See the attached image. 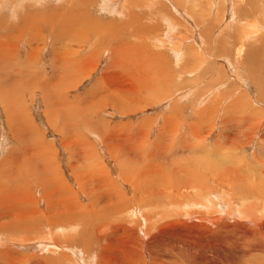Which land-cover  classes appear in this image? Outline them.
<instances>
[{"label":"rangeland","instance_id":"1","mask_svg":"<svg viewBox=\"0 0 264 264\" xmlns=\"http://www.w3.org/2000/svg\"><path fill=\"white\" fill-rule=\"evenodd\" d=\"M28 1L29 0H25L19 3L14 0L11 1V3L15 5L17 2L20 4H18V6L21 7L20 9L24 8L23 10L25 12L31 10L35 14L33 16L35 22L33 19H30L28 22L22 21L23 24H21L24 26V29L31 26L30 24L32 23L37 31L42 29V27L39 26L41 23L38 22L50 18L48 13H44L42 10L39 12V9L43 8H47L49 11L55 10L58 13H62L61 19L63 18V14L67 11H70L68 16H76L83 19H85L84 16L86 14L88 18L85 20L87 21H98L107 24L104 26L107 36L112 32L114 33L118 26L119 28H123L129 24L130 20H133V18L130 19V16H125V14L127 12L131 13V15L133 14L140 22V24L137 23L139 24V27H137L138 29L134 27L136 24L129 25L130 28L125 27L122 30H117L118 32L114 33L115 35L113 38L108 36V40L109 42L113 40L112 44L115 45L125 44L131 46L135 44L141 49L133 54L132 64L131 62L128 63L129 56H127V53H131L132 50H125L126 52H123L124 55L122 53L119 54L123 62L114 61L111 55H109L111 54L109 49H106L107 51L101 50V52H97L98 55L91 61V64L96 67L95 70L91 72L90 77H86L84 73L80 78L82 82L78 85L75 83L78 75H74L72 72L74 70L80 72L81 69H77L78 66H76L75 62L79 60L82 55H84V57L82 56L83 58L90 56L88 50L91 43L97 40L96 34L95 36L90 35V33L86 32V27H80L75 30L62 29L59 33H55L57 35L54 38L49 36L47 31V33L39 31L37 32L38 35L36 33L35 39H31L30 37H32V34L29 35V30L25 29L26 33L28 31V35L26 33L24 34L26 35L27 43L23 44L22 41L14 38L15 33L12 32L10 34L8 33L9 29L6 30L10 23L11 8L9 7L8 11L1 10L0 13L3 15H0V24L4 22L6 24L4 23V28L3 25L0 26V50L2 49L0 51V63L4 61L3 65L0 64V169H2V164L3 166L5 165V167H10L9 169H11L13 165H17L12 168V170H16L14 177H0V197L4 198L7 196L8 199L13 202L15 199L20 200V198L25 195L31 199L33 198L36 203H40L39 209L45 211L46 201L43 198V194L45 196L47 195V201L51 202L53 205L50 211L51 215L47 217L50 222L53 223L54 221L55 225H58L60 222L61 224L65 223L60 220L63 219L62 217L59 218L55 215H63V213L70 215L74 210L73 205H75L76 202L81 206L88 205L87 195L84 192L90 190L89 194H91L92 197L98 194L101 199L97 201L95 207L79 212L83 218L82 220L87 225L91 226H89V229L87 228L88 230L85 229V227H79L78 230L79 232H84L85 237L88 235L92 238L91 233L94 237V231H91L92 224L89 222V219H95L96 223H100L101 220L103 221L113 216V209L110 207L106 208L107 205H105L108 198L106 193L109 192L103 183V179L106 177L105 172H107L109 178L112 180L108 178L111 184H114L113 186L121 190L124 199L128 201L124 206L119 200V205L116 209L119 214L121 213V217L125 208L135 207L133 204L135 201L137 202V198L140 197V195L136 196L134 192L131 191L130 183L120 178L117 166L121 165L122 169L126 170L128 167L126 164L131 161V158L128 159V156L130 155L129 157H132L133 161L137 158L133 156L135 154V148L136 151H139L143 148H147V146L167 147L165 145H173V143L176 148L188 146L185 140H180L179 138H182L184 131H191V127L195 125L190 123L192 119H194L193 114L195 113H193V109L197 110L208 106V103L202 107L198 104L202 96L206 95V93L210 95L209 100L214 102V105L209 102L212 111L214 107L217 109H214L211 113L207 112L208 115H206L211 117L210 123L212 125L214 124L213 127L205 123L200 130L201 137H197L194 141H191V145L197 147L198 152H202L201 149L208 150L215 147L216 138H221V135H219L221 134L220 131L227 133L228 136L234 137L236 140V138L243 136L237 135L238 130H240L241 133L243 131L246 132H243V134H247V132L254 131L258 126L264 125V84L262 82L264 79V39H259L263 37L262 35L264 32V15L262 13L264 12V2H262V0H252L250 2H240V0H197L194 2L197 12H199V7L202 13L206 12L210 14V20H219L217 21L219 22V28L213 31H206L205 34H207V32L211 34V42L217 40V43L211 44L210 47L212 49L217 48L220 56L222 53L225 54V49H227L229 53H235L237 49L235 43L240 42L237 41L238 37L244 34L247 35L248 38L244 40L246 46L241 55L243 56L242 60L239 56V58H237V55H235L236 57L233 55L229 56L227 53L222 57H217L218 59H214L207 53V47H204L205 51H202V48H199L200 45H196L195 41L199 40L196 35L197 32H201L202 28L205 31L206 26H204L205 23H203L204 19L202 16L193 17L191 19L186 14L188 13L190 15L191 12L187 9L185 0H154L155 5H153V10H157V14H152L144 10V6L148 4L149 0H123L130 1L131 7H129V4H126L120 22H112L114 17L109 16L104 10V6L101 5L102 0H72L70 4L71 8L68 5L61 8V5L57 4L59 2L61 3L60 0L59 2H56V0H47L48 3H44L45 0H42L43 2L41 1L39 5L34 0H30L31 2ZM225 1L231 5L226 7ZM4 2V0H0V3ZM34 2L36 3L34 4ZM29 3H31V6ZM32 3L35 5L33 8ZM222 3L223 5L221 7L223 8H219ZM159 6H161V10H158ZM35 7L36 9L38 8L36 12L34 9ZM174 8L179 11L183 10L187 20L183 18L184 21L181 16L179 17L174 12ZM23 10L21 13L24 12ZM243 10L259 11L262 15L254 14L247 18L237 19L238 17H236L235 19H229L228 15L230 12L234 13L235 11L238 16L241 17L239 11L242 13ZM161 16H167L174 22L180 23L178 24L177 30L171 31L172 36H170V38L165 37V28L158 20ZM149 18L155 21L153 27L156 28V31H146L152 26L147 22ZM1 19H3L4 22ZM72 20L73 18L67 20L66 23H71ZM196 20L200 22L197 23ZM253 22L256 23V26L253 27L254 29L257 28L255 31L247 27L249 24H253ZM16 23H18L20 27V21L18 19ZM142 26L146 27L144 31H140ZM238 26H240V28ZM132 27L136 30L135 32L132 30ZM242 27L244 28V34L240 35ZM127 28L128 32L126 36L122 37L123 34L121 32ZM236 28H238L239 31ZM245 29L248 31L246 32ZM67 34H69V36H67ZM139 34L143 35V40H140L141 36H138ZM174 34L177 36L174 37ZM259 34L262 35L260 36ZM38 36H41V39L38 38ZM181 36H183V39H181L182 41L180 40V38H182ZM132 37H136V39L139 40L134 41ZM155 37L163 39L165 37L164 40H166V42L164 46L158 47L159 49L155 47L153 43ZM23 38L25 39V36H23ZM116 38L119 40L122 39L120 40L122 43L119 40H115ZM188 39H190L191 42H188ZM193 39L194 41L192 43ZM103 43L107 42L105 41ZM29 45H32L33 51L36 50L32 59H29L30 51H32L30 50L31 47L30 49L28 48ZM177 45H183V48L181 47L183 52L179 56L174 54L176 50L172 49L176 48ZM190 46H193L195 50L203 54V57L198 58L196 51L190 49ZM13 50L14 52L15 50L18 51L19 55L17 56L14 52L13 54L15 56L11 55L10 53ZM107 52L109 53L107 54ZM8 56L10 58H8ZM2 58L3 60H1ZM4 58L6 60H4ZM157 58L159 61L156 60ZM243 58H245V64L247 65L239 69L235 63H241L244 61ZM178 59L180 61H178ZM227 59H229L230 62ZM248 61L250 63H248ZM222 62L223 64H226L225 62L229 63L232 65L233 69L226 65H224V67ZM236 71H238V74ZM69 73H72L70 74L72 77L64 80ZM19 74H21V76ZM160 77H163L165 80L163 78L160 79ZM72 80L74 81L72 82ZM39 86H41V88ZM165 89L167 91L170 90L171 94L170 91L167 92ZM203 89L206 91L205 93L204 91L202 92ZM207 89L210 91L208 92ZM139 91L141 97L148 96L153 100L151 101L150 98V104L143 105L144 109L129 113L127 108L138 105L136 94ZM180 93L182 94L180 95ZM115 103L121 106L114 108L116 107L114 106ZM117 109L119 110L116 111ZM195 112L197 113V111ZM223 116H225L226 120ZM223 121H226V126H229L228 129L222 126L219 127L220 122L223 124ZM255 126L256 128L254 129ZM166 127L167 130L165 129ZM248 127L251 128V130L248 129ZM224 128L226 130H224ZM263 131L262 128L257 137H264ZM168 132H177V134L170 135L172 134L170 133L168 135ZM161 136L163 137L161 139V145H157ZM220 140L221 139L218 141ZM240 140L243 139L241 138ZM226 141L227 140H225L222 145L224 147L226 145L230 146ZM41 145L43 147L42 152ZM254 145V147L259 145L257 139L254 141ZM238 151L243 153V156H249L252 151L255 153L259 152L258 149H253L249 146L238 148ZM89 152L93 154V157ZM113 153L114 157L112 155ZM116 155H118L119 158ZM192 155L195 154L193 153ZM123 158H125V160ZM43 159L48 162L50 169L47 168V166L46 168L44 167ZM114 159L116 160L114 161ZM194 160V157H190L189 155L185 158V162L187 161L190 169L191 165L195 164ZM20 168H22L21 171H19ZM93 170H96L97 172H95L97 174H95ZM48 172L53 173L55 177ZM41 182L43 183L41 184ZM78 185L82 187L80 188L81 190L78 189ZM116 198L117 197H115V199ZM129 200H131L132 203ZM104 207L106 210H104ZM69 210L72 211L69 212ZM74 213L78 216L76 211H74ZM11 217L12 215L10 219L13 221L14 219ZM57 218L59 219L57 220ZM132 219L133 218H131V220ZM26 220L28 221L29 219L25 217L24 219H19L21 225L19 227L27 226L28 222ZM131 220H127L128 225L132 224L130 223ZM45 222L46 221H38L37 225L43 232L42 236H44L43 234H45L47 228H49L46 226ZM76 222L75 220V223ZM67 224L71 223L67 222ZM131 226L133 228L134 223ZM141 229L142 230L137 231L139 235L144 233V228L142 226ZM105 233V231H101L98 235H105ZM31 235L32 234H29V236ZM0 236L2 240L9 242L14 235L0 230ZM59 241L62 240L59 239ZM68 242H66L67 245H69ZM93 242L87 243L86 240L79 239L78 241L77 239L76 243L79 246L75 245L77 247H71L67 249L68 251L64 250L59 252H55L54 249L49 247L46 250H40V248L37 247L34 249L22 244L19 246V244L14 245L13 243L4 242L0 243L2 244L0 247L4 244H6V246L9 244L10 246H8L14 253V257L12 258L14 262L16 260L17 264H89L90 262L97 264L95 263L96 257L97 259L99 258L98 252L96 251L97 248H101L103 245L106 247V255L110 256L109 252L116 251L117 248L120 249L122 246L116 245L118 241H114L112 238L109 244L113 245V248L110 245L106 246L108 242L104 239L101 246ZM129 247H131V245H129ZM80 249L82 252L85 251L82 257L83 261L78 259L76 254ZM141 257V255H135L134 258L135 260L137 258L140 261H146L144 260L145 257ZM101 260L106 261L107 257L105 256ZM165 261L168 263V260Z\"/></svg>","mask_w":264,"mask_h":264},{"label":"bare ground","instance_id":"2","mask_svg":"<svg viewBox=\"0 0 264 264\" xmlns=\"http://www.w3.org/2000/svg\"><path fill=\"white\" fill-rule=\"evenodd\" d=\"M4 1H5L4 3H0V12H1V10H7L8 11L9 7L11 8V10L16 9V14H17L18 20L20 21V27H19L18 23L12 22L10 19V23L8 24V28L6 30L9 29L8 33H10V34L12 32L15 33L14 38L16 40L22 41L23 44L27 43L26 42V35H24L26 33L25 29L29 30V33H30L29 35L32 34V37H30L31 39H35L34 37L36 36V33L39 31H41L43 33L48 32L49 36L54 38L57 35L55 33L56 32L59 33L60 30H62V29L75 30L76 28H80V27L81 28L86 27V32L90 33V35L95 36V34H96L97 40L95 42L91 43L89 50H88L90 53V56L83 58L84 55H82L83 57L81 56V58L75 62L76 66H78L77 69H79V70L81 69L80 72H77L75 70L72 72L74 75L75 74L78 75L76 77L77 80L75 82L78 85L82 82V81H80V78L82 77V75L84 73H85L86 77H90L91 72H93L95 70L96 67L91 64V61L93 58H95L98 55L97 52H101V50L107 51L106 49H109V51L111 52V54H109V55H111V57L113 58L114 61L117 60L118 62H120V61L123 62V60L119 54L122 53L124 55L123 52L125 50L126 51L132 50L131 53H127L128 54L127 56H129L128 63L131 62V64H132L133 54L141 49L139 46H137L135 44H133L131 46L130 45L128 46L125 44L115 45V44H112L113 40L111 42H109V40H108V36L113 38V36L115 35L114 33L118 32L117 30H120V29L122 30L125 27L130 28L129 25L136 24V25H134V27L136 29H138L137 27H139L140 22L133 14L131 15V13L127 12L125 14V16H130V19L133 18V20H135V21L130 20L129 24H127L123 28H119V26H118L114 33L112 32L107 36L106 32H105V28H104V26L107 24L106 23H100L98 21H87V20H85L88 18V16L86 14L84 16L85 19H83L80 17L78 18L76 16H68V13L70 11H67L63 14V18L61 19L62 13H58L55 10L49 11V10H47V8H43V9H39V12H41V10H42V12L48 13L50 18L40 20L42 22H38V23H41V24H39V26H41L42 29L37 31L34 28V26L32 25V23L30 24L31 26L23 29L24 26H22V24H23L22 21L28 22L30 19H33V16L35 15L31 10L30 11L28 10L25 12L23 10L24 9L23 5H22L23 9H20L21 7L18 6V4L20 2L25 1V0H15V1L19 2V3L16 2L15 5H13L11 3V1H14V0H4ZM34 1L37 2V0H34ZM48 1L45 0L44 3H48ZM50 1H53V0H50ZM60 1H61V3L59 2V0H56V2H59L57 4L61 5V8H64L65 5H68L71 8L70 4H71L72 0H60ZM196 1L197 0H185L186 5H187L186 7L188 10H190L191 16L188 13H186V14L191 19L193 17L202 16V18L204 19L203 23H205V25L204 24H202V25L206 26L205 31L202 28L201 32L200 31H199V33L197 32L196 35L198 36L199 40L195 41L196 45H200L199 48H202V51H205L204 47H207L206 48L207 53L214 59H218L217 57H222V56L226 55V53H227V55H229V56L230 55H233V56L237 55V58L241 57V60H242L243 56H241V55H242L243 49L246 46V43L244 42V40L248 38L247 35H245L243 32L244 28L242 27L241 28L242 33L240 32V35L241 34H244V35L241 37H238V39H237V41H240V42L235 43L237 46L235 53L230 51L231 53H233V54H231L228 52L227 49H225L226 50V52L224 51L225 54L222 53L220 56V53H219L217 48L212 49L210 47L211 44L217 43V40H215L214 42H211V38H212L211 34L208 32H207V34H205L206 31H209V30L213 31L215 29H218L219 28V22H217V21H219V20H210V17H209L210 14L206 13V12L202 13V11L199 7H198L199 12H197L196 6L194 4V2H196ZM245 1L250 2L252 0H240V2H245ZM36 2H34V4ZM262 2H264V0H262ZM224 3L226 4V7L231 5L230 3H227V1H225ZM21 4H23V3H21ZM34 4L32 5V8H33V6H35ZM126 4H129V7H131L130 1L102 0V2H101V5L104 6V10L107 12V14L111 17H114V20H112V22H120L121 16H122L123 12L125 11ZM29 5L31 6V3H29ZM153 5H155L154 0H149L148 4L144 6V10L147 12H151L152 14H157L158 11L153 10ZM222 5H223V3L219 6V8H223V7H221ZM34 9L36 12V10L38 8L36 9V7H35ZM34 9H32V10H34ZM22 10L24 11L23 13H21ZM158 10H161V6L158 7ZM173 10L179 17L181 16L182 19L185 18L187 20V17L184 15L183 10L179 11L178 9L176 10L175 8ZM184 10H185V8H184ZM251 11L252 10H250V11L243 10L242 13H240V11H239V14L241 15V17H239L235 11H234V13L230 12L228 17L231 20V19H235L236 17H238L237 19L247 18V17L252 16L254 14L255 15L261 14L262 15V13H263V15H264V12L261 13L259 11H257V12H255V11L251 12ZM0 15H3V14L0 13ZM42 18H43V16H42ZM59 18H60V20H59ZM72 18H73V20L71 23H66L67 20H70ZM39 19H41V18H39ZM1 20H3V19H1ZM33 20L35 22V19H33ZM158 20H159L160 24L165 28L164 34H165L166 38H170V36H172L171 31H173L175 29L177 30L178 24H180L179 22H174L173 20H171L167 16H161ZM196 21H197V23L200 22L198 20H196ZM3 22H4V20H3ZM147 22L150 23L149 25H152V26L150 28H148L146 31H150V32L156 31V28L153 27V24L155 23V21L152 18H149L147 20ZM254 22L251 25L249 24L247 27L249 29L253 30L254 29L253 27L256 26V23H254ZM4 23L0 24V26L3 25V28H4V25L6 24V23L5 24ZM137 23H139V24H137ZM187 23H189V22H187ZM238 27L240 28V26H238ZM257 27H259V26H257ZM36 28L38 29L37 25H36ZM128 28L121 32L123 34L122 37L126 36V34L128 32ZM145 28H146L145 26H142V29H140V31H144ZM263 28H264V26H263ZM236 29H238V28H236ZM256 29L257 28H255L254 31ZM132 30H134V32L136 31L133 27H132ZM184 30H186V29H184ZM181 31H182V28H181ZM238 31H239V29H238ZM245 31H246V29H245ZM27 33H28V31H27ZM175 34H174V37L177 36ZM37 35H38V33H37ZM42 35H44V34H42ZM180 35H181V33H180ZM23 36H25V39L23 38ZM67 36H69V34H67ZM138 36H141L140 40H143L142 34H139ZM234 36H235V33H234ZM262 36H263L262 38H259L260 40L264 39V32H263ZM40 37L38 36V38H40ZM165 37H164V39H165ZM181 37L182 38L179 37L180 40L183 39V36H181ZM184 38H186V37H184ZM132 39H134V41L139 40V39H136V37H132ZM164 39L160 38V37H155L153 40L155 47L160 48V46H164V44L166 42V40H164ZM172 39H174V38H172ZM195 39H196V37H195ZM61 40H63V39H61ZM115 40H119V39L116 38ZM120 40H122V39H120ZM105 41L107 43H103ZM187 41L191 42L190 39H188ZM187 41H186V44H187ZM193 41H194V39L192 40V43H193ZM31 46L32 45H29L28 48L30 49ZM208 46H209V48H208ZM49 47H51V46H49ZM181 47L183 48V45L182 46L177 45L176 48H172V49L176 50V52L175 53L173 52V53L176 54L177 56L181 55L183 52V49ZM32 49H33V47H31L30 50H32ZM188 49H189V47H188ZM190 49L195 50L193 46L192 47L190 46ZM219 49L222 51V49L220 47H219ZM35 51H33V50L30 51L31 53L29 54V59L33 58ZM195 51H196V55L198 58L203 57V54H201L197 50H195ZM195 51H194V53H195ZM13 52H14V50L10 54L15 56L13 54ZM14 53L17 56L19 55L18 51H16V50ZM108 53L109 52H107V54ZM9 56H8V58H10ZM127 56H125V57H127ZM137 58H140V57H137ZM11 59H12V57H11ZM181 59H182V57H181ZM244 59L245 58H243V60ZM1 60H3V58ZM4 60H6V59L4 58ZM156 60L159 61L158 58ZM227 60L230 62L229 59H227ZM178 61H180V60L178 59ZM227 62H225L226 64H223V62H222L223 66L226 65L227 67L232 68V65H230ZM3 63H4V61H3ZM3 63L1 62L0 64L3 65ZM6 63H7V61H6ZM231 63H233V62H231ZM246 63H247V61H246ZM248 63H250V62L248 61ZM235 64L239 69H242L243 68L242 66L247 65V64H245V60L242 61L241 63L238 62ZM248 66H249V64H248ZM8 68H10V67H8ZM246 71H248V70H246ZM72 73H69L64 78V80L72 77L70 75ZM236 73L238 74V71H236ZM19 75L21 76V74H19ZM260 76H261V74H260ZM249 77H251V76H249ZM161 78H163V77H160V79ZM196 79H197V77H196ZM74 80H72V82ZM237 81H239V80H237ZM262 82L264 84V79L262 80ZM198 83H199V79H198ZM39 87L41 88V86H39ZM199 90H201V89H199ZM207 90H208V92L210 91L209 89H207ZM169 91H167V92H169ZM203 91H204V89L202 90V92ZM205 92L206 91H204V93ZM167 94H169V93H167ZM170 94H171V91H170ZM181 94L182 93H180V95ZM188 94H189V92H188ZM165 95H166V93H165ZM209 96L210 95L206 93V95L202 96L200 102L198 103L200 105V107L207 105V103H208V106H206L205 108L197 109V110L193 109V113H195V114H193L194 119H196V120L192 119V122H190L192 124H195L192 126L193 128L191 126H189V127H191L192 132L191 131H184L182 138H179L180 140H185V142L187 143L186 145H188V146H182V147H179L182 149H179V148H176L174 146V143H173V145H165L167 147H162V146L148 147L147 146V148H143V149L139 148V149H141L139 151H136V148H135L134 149L135 154L133 156H136L137 158L135 157L136 159L133 161L132 157H129L130 155L128 154L129 155L128 159L131 158V161H129L128 164H126L124 162L128 166L127 167L128 170H127V168H126V170L122 169L121 165L117 166L119 169L118 172H119L120 178L123 181L130 183L129 185L131 186V191H133L136 196L140 195V197L137 198V202L135 201V203L133 204L135 207L134 208H128V209L125 208L121 217H120L121 213L119 214L118 210L116 209V207L119 205V200L122 202V204H124V206H125V203H127L128 201H126L124 199L123 192H121V190H119L118 188L113 186L114 184H111L112 180L109 178L107 172H105L106 177L103 179V183H104V186L107 189V191L109 190V192L106 193L108 198H107V203L105 205H107L106 208L110 207L111 209H113L112 210L113 216L109 219L106 218L103 221L101 220L100 223H96L95 219H89V222L92 224L91 231L92 230L94 231V233H93L94 237L91 233V236L93 239L90 238V236H88V235H87L88 237L87 236L85 237L84 232H79V230H78L79 227H82V228L85 227V229H87V228L89 229V226H91V225H87L82 220L83 218L80 215L81 213H79V212L85 211V209L95 207L97 201L99 199H101V197H99L100 195H98V194L95 195L94 197H92L91 194H89L90 190L87 189L88 192L85 191L84 193L87 195L88 205L81 206V205L77 204V202H76V204L73 205V208H74L73 212H71L72 210H69V212H71L70 215L66 214V213H63V215L60 214L58 216L55 215L56 217H59V218L62 217L63 219H60V220H62L63 223H65V224H61V222H60L58 224L56 221V223L58 225H55L54 221H53V223L50 222L49 218L47 217V216L51 215L50 211H51L52 206H53L51 202L47 201L48 200L47 195L45 196L43 194V198L46 201L45 211H41L39 209L40 203H36L33 198L31 199L30 197L25 196V195L22 196L20 198V200L15 199V201H13V202L10 199H8L7 196H5L4 198L0 197V230H4V231L9 232L10 234L14 235L13 238L9 242L2 240L1 236H0V243H3V242L4 243H10V244L13 243L14 245L19 244V246H21V244H22V245H26L29 248L35 249L37 247V248H40V250L41 249L46 250L49 247V248L54 249L55 252H59V251H64V250L70 249L71 247L79 246L76 243L77 239H78V241H79V239H82L84 241L86 240L87 243L94 241L95 244L99 245V246H101V243L104 239L106 242H108V244H106V246L110 245L112 247L113 245L109 244V243H111V238H112V240L118 241V243L116 245H122L121 248L120 247H119L120 249L117 248L116 251H111V250H110L111 252L108 251L110 253V256H108L105 253L106 247H104L102 245L101 248H97V250H96L98 252V255H99V258H98L99 260L96 257L95 263H97V264H198V263H204V264H264V137H257L259 134V131L262 128L264 130V125L262 124V125L258 126V128H256V126H255L254 129L255 128L256 129L252 132H247V134H243L244 131L241 133V131L238 130L237 135H239V136L243 135V136L236 138V140L234 137L228 136L227 133H223V131H220L221 134H219V135H221V138H219V137L216 138L215 147L210 148L208 150L201 149L202 152H198L197 151L198 148L194 147V145H191V141L192 140L194 141L197 137H199V138L201 137L200 130L203 127V125H205V123H208L209 124L208 126H211V127H213V125H214V124L212 125L210 123L211 117L206 116V115H208L207 112L211 113V111H212L211 106H209V102H211L210 104L214 103V102L209 100ZM136 97H137L136 100H138V105L127 108L129 113L142 110V109H144L143 105H149L150 104L149 99L151 97H148V96L147 97H141L140 91L137 92ZM167 97H168V95H167ZM157 99H158V97H157ZM152 100L153 99L151 98V101ZM114 106H116L114 108H117L121 105H117L115 103ZM126 107H127V105H126ZM226 108H228V107H226ZM214 109H217V108L214 107L213 111H214ZM118 110L119 109H117L116 111H118ZM195 111H197V113ZM70 116H71V114H70ZM211 116H212V114H211ZM223 117L225 119V116H223ZM220 119H222V118H220ZM227 123H229V122H227ZM260 123H262V122H260ZM245 124H242V125H245ZM89 125H90V123H89ZM226 125H227L226 121H223V124L220 122L219 127L222 126V127H226V129H228L229 126L227 127ZM250 125H251V123H250ZM196 128H197V130H196ZM165 129L167 130V127ZM226 129L224 128V130H226ZM248 129L251 130V128H249V127H248ZM242 130H244V129H242ZM177 132H174V133L170 132L172 134H170L168 132L167 134L168 135L169 134L170 135H176ZM244 133H246V132H244ZM263 133H264V131H263ZM162 138H163L162 136L160 139L158 138L159 142L157 143V145H161V139ZM241 138L243 140H240ZM219 139H221V140L218 141ZM256 139H257V142L259 141V145L254 147L255 146L254 141ZM225 140H227L226 143H228V145H230V146L226 145L224 147L222 145V143L225 142ZM103 141H105V140H103ZM182 142H184V141H182ZM245 146L246 147L249 146L253 149H258L259 152L255 153L252 151L251 154H249V156H247V155L243 156L244 154L239 152L238 148L245 147ZM40 147H41V152H42V149H43L42 145ZM106 149H107V147H106ZM237 152L241 156H239L237 154ZM89 153H91V152H89ZM168 153H169V155H168ZM193 153L195 155H192ZM91 155L93 157L92 153H91ZM112 155L114 157V153ZM112 155H111V157H112ZM188 155L190 157H194V159H195L194 160L195 164L191 165V169H190L187 161L185 162V158ZM116 156H118V155H116ZM118 158H119V156H118ZM116 159H114V161ZM123 159L125 160V158H123ZM43 160H44L43 164L45 165L44 167L46 168V166H47V168L50 169L48 162L45 159H43ZM248 161H250V162H248ZM119 162H121V161H119ZM126 165H125V167H126ZM13 166H12V168H13ZM20 166H21V164H20ZM0 167H1V165H0ZM4 167H5V165L3 166V164H2V169H0V177L2 176L3 178H5V177L9 176L10 178H12L15 176L14 174H15L16 170H12V168L9 169L10 167H5V168ZM165 167H167V168H165ZM169 167H173V168H169ZM21 169L22 168H20L19 171H21ZM17 172H18V168H17ZM51 172H48V173L52 174L54 176V174ZM96 172H95V174H97ZM98 172H100V171H98ZM52 175H51V177H52ZM95 176H97V175H95ZM108 178L111 181L108 180ZM42 183L43 182H41V184ZM78 186H79L78 189L81 190L80 188H82V187L80 185H78ZM44 191H45V189H44ZM110 194H112V195H110ZM115 197H117V198L115 199ZM129 201L132 203L131 200H129ZM219 203H223V204H219ZM127 206H128V204H127ZM106 208L104 207V210H106ZM57 210H58V208H57ZM74 211L77 212L78 216H76ZM58 213H60V212H58ZM65 214H66V216H65ZM11 215H12L11 218L14 219L13 221L10 219ZM24 217L29 219L28 221L26 220L28 222L27 226L19 227V226H21L19 223V219H21V218L24 219ZM6 218H8V219H6ZM59 218H57V220ZM131 218H133V219L131 220ZM65 219H67V220H65ZM75 220L77 221L76 223H75ZM127 220L128 221L131 220L130 223H132V224L134 223L133 228L131 226L132 224L128 225ZM38 221H46L45 222L46 226L49 227V228H47V231L45 232V234H43L45 237L42 236L43 232L40 230L39 226H37ZM67 222H69L71 224H67ZM14 223H17V224H14ZM42 225H44V224H42ZM141 226L144 228V230H143L144 233L139 235V232L137 233V231L142 230ZM77 230H78V232H77ZM101 231H105L106 232L105 235H98V233ZM29 234H32V235L29 236ZM85 235H86V233H85ZM59 239H61L62 241H59ZM69 240H71V241H69ZM66 242H68L69 245H67ZM70 242H73V243H70ZM33 244H35V245H33ZM83 244H84V242H83ZM0 245H2V244H0ZM8 245L6 246V244H4L3 246L0 247V264H15V262H16V260L14 262V260L12 258V257H14V253L10 249V247H9L10 245L9 246ZM75 245H77V246H75ZM129 245H131V247H129ZM132 245H133V247H132ZM115 248H116V246H115ZM83 249H85V248H83ZM42 251H44V250H42ZM50 252H51V250H50ZM83 252H85V251H83ZM83 252L80 249L78 251V253H76L78 259H80L82 261H83V258H82ZM135 255H141L142 257H145L147 259L144 258V260H146V261H140L137 258L135 260V258H134ZM105 256L107 257V260L106 261L101 260ZM92 257H93V255H92ZM122 259H123V261H122ZM93 260H94V258H93ZM165 260H168V263ZM56 263H57V261H56ZM16 264H17V262H16ZM89 264H94V262L93 263L90 262Z\"/></svg>","mask_w":264,"mask_h":264},{"label":"clouds","instance_id":"3","mask_svg":"<svg viewBox=\"0 0 264 264\" xmlns=\"http://www.w3.org/2000/svg\"><path fill=\"white\" fill-rule=\"evenodd\" d=\"M41 2V0H37V3L39 4ZM10 19L12 22H16L18 17H17V14H16V9H12L11 12H10Z\"/></svg>","mask_w":264,"mask_h":264}]
</instances>
